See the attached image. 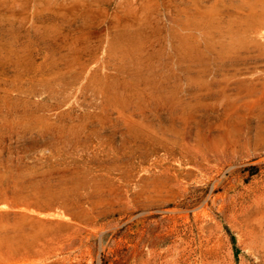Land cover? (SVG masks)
Wrapping results in <instances>:
<instances>
[{
    "label": "rangeland",
    "instance_id": "rangeland-1",
    "mask_svg": "<svg viewBox=\"0 0 264 264\" xmlns=\"http://www.w3.org/2000/svg\"><path fill=\"white\" fill-rule=\"evenodd\" d=\"M0 264H264V0H0Z\"/></svg>",
    "mask_w": 264,
    "mask_h": 264
}]
</instances>
